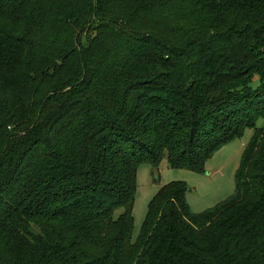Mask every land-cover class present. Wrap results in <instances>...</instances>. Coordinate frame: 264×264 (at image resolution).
<instances>
[{
	"label": "trees",
	"instance_id": "16d2710c",
	"mask_svg": "<svg viewBox=\"0 0 264 264\" xmlns=\"http://www.w3.org/2000/svg\"><path fill=\"white\" fill-rule=\"evenodd\" d=\"M264 0H0V264H264ZM253 135L236 190L166 184Z\"/></svg>",
	"mask_w": 264,
	"mask_h": 264
},
{
	"label": "rangeland",
	"instance_id": "374dc122",
	"mask_svg": "<svg viewBox=\"0 0 264 264\" xmlns=\"http://www.w3.org/2000/svg\"><path fill=\"white\" fill-rule=\"evenodd\" d=\"M264 126V118L258 122ZM253 135L252 129L219 149L206 163L205 172L172 168L165 158L159 168L143 165L137 173V191L133 206V240L141 233L150 203L168 183L183 181L189 187L188 202L194 213H203L228 199L236 190V174L242 156Z\"/></svg>",
	"mask_w": 264,
	"mask_h": 264
}]
</instances>
